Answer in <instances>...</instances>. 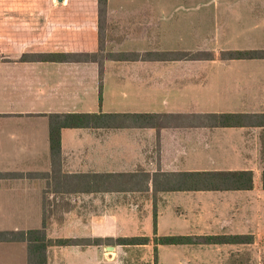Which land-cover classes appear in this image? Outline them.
<instances>
[{
	"label": "crops",
	"instance_id": "crops-1",
	"mask_svg": "<svg viewBox=\"0 0 264 264\" xmlns=\"http://www.w3.org/2000/svg\"><path fill=\"white\" fill-rule=\"evenodd\" d=\"M203 25L222 26L225 46L197 45ZM258 26L264 0H0V231L84 240L50 247L48 264H112L130 245L153 247L151 264L195 247L264 264V57L223 53L264 49ZM52 113L156 116L63 127L53 153ZM244 169L249 190L170 189L163 175ZM237 234L254 240L154 243ZM131 237L150 240L117 241ZM0 264H28L27 243L0 241Z\"/></svg>",
	"mask_w": 264,
	"mask_h": 264
},
{
	"label": "trees",
	"instance_id": "trees-1",
	"mask_svg": "<svg viewBox=\"0 0 264 264\" xmlns=\"http://www.w3.org/2000/svg\"><path fill=\"white\" fill-rule=\"evenodd\" d=\"M239 58L264 57V49L233 50L223 52ZM196 54H199L196 52ZM40 56H64L61 53L39 54ZM153 118L154 114H106V113H52L49 115L51 123V148L53 153L61 149V129L63 127H87L95 125H105V121L111 118L125 119L127 117ZM239 117L247 115L235 114H215L217 125H232L241 123ZM237 118V120H236ZM165 177L171 182L170 189H190V190H249L254 186V172L250 169L244 170H209L192 171L180 173H165ZM261 181L264 188V170ZM155 218V228H156ZM200 240H195L193 236H163L155 237L157 244H194V243H250L254 237L246 234L237 235H208L198 236ZM20 240L25 241L28 246V264H48V250L52 246L74 245L83 242V239L74 238H49L44 228L29 230H8L0 231V241ZM148 237L123 238L118 241L124 243L138 244L147 243ZM156 248V247H155ZM155 260L157 261V248Z\"/></svg>",
	"mask_w": 264,
	"mask_h": 264
},
{
	"label": "rangeland",
	"instance_id": "rangeland-1",
	"mask_svg": "<svg viewBox=\"0 0 264 264\" xmlns=\"http://www.w3.org/2000/svg\"><path fill=\"white\" fill-rule=\"evenodd\" d=\"M223 34L224 31L222 30V26H206V25L195 26V37H196L195 43L201 46L202 48H212L218 51L221 47L225 46L224 38L222 37ZM244 38L245 35L243 39ZM256 39L257 40L256 41L254 40L253 45H257L258 47H264V26H258L256 32ZM232 45L243 46V40L241 39V36L237 35V38H235V41H233ZM215 145L219 146V144L216 143ZM255 179L257 180V182H261L260 176H257V178ZM193 237L195 240H200V237L198 236H193ZM113 242L115 243V241ZM121 242L124 243L125 241H121ZM126 244H131V243H126ZM205 252L207 253V255ZM205 252H203L202 247H195L191 249L189 252L190 256L192 253L194 254L193 256L194 259H190V257L186 256L181 260L180 264H222L220 260L222 259L224 252L221 249H217V247H213L212 249L205 250ZM185 253L187 252L183 251L182 255H184ZM197 255L199 256L198 259H196ZM152 257H153V247H149V246L141 247V246L130 245L126 247H120L119 251H116L112 264H151ZM170 257H172L171 254L170 255L167 254V256L164 255L166 261L171 260ZM175 260L176 259L172 261L173 264L175 263ZM195 260L196 262H194Z\"/></svg>",
	"mask_w": 264,
	"mask_h": 264
}]
</instances>
